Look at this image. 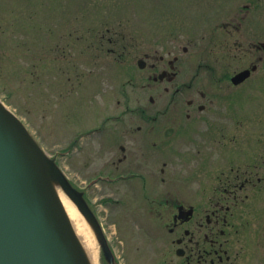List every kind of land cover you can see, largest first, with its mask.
<instances>
[{
  "label": "rangeland",
  "instance_id": "1",
  "mask_svg": "<svg viewBox=\"0 0 264 264\" xmlns=\"http://www.w3.org/2000/svg\"><path fill=\"white\" fill-rule=\"evenodd\" d=\"M258 41L264 43V0H0V101L82 193L100 225L110 263H155L133 228L138 220H132L148 218L149 212L135 202L134 192H118L101 178L105 169L95 156L99 137L88 131L125 105L162 104L167 96L162 84L149 85L147 76L176 56L179 80H193L186 97L217 91L218 121L230 124L233 138L239 133L247 138L248 157L260 160L264 54L253 47ZM161 55L163 62L152 69ZM139 58L145 60L143 69L137 67ZM253 63L257 69L233 89L230 100L226 88L203 81ZM226 111H232L231 120L224 119ZM88 143L93 157L84 155ZM89 227L96 264H107Z\"/></svg>",
  "mask_w": 264,
  "mask_h": 264
},
{
  "label": "flooded vegetation",
  "instance_id": "2",
  "mask_svg": "<svg viewBox=\"0 0 264 264\" xmlns=\"http://www.w3.org/2000/svg\"><path fill=\"white\" fill-rule=\"evenodd\" d=\"M253 47L264 54L261 42ZM176 60L147 76L149 85L162 84V104L125 105L88 131L99 137L101 178L118 192H134L149 212L132 220L154 264H264V152L260 160L248 157L247 138H233L230 124L218 121L217 91L186 97L193 80H179ZM160 62L162 55L151 68ZM233 74L203 81L226 88L230 100L249 78L234 85ZM225 114L231 120L232 111ZM92 148L88 143L84 155L93 157Z\"/></svg>",
  "mask_w": 264,
  "mask_h": 264
},
{
  "label": "water",
  "instance_id": "3",
  "mask_svg": "<svg viewBox=\"0 0 264 264\" xmlns=\"http://www.w3.org/2000/svg\"><path fill=\"white\" fill-rule=\"evenodd\" d=\"M250 71L237 72L231 81L241 82ZM54 185L93 227L111 262L99 225L81 194L0 101V264H89Z\"/></svg>",
  "mask_w": 264,
  "mask_h": 264
},
{
  "label": "bare ground",
  "instance_id": "4",
  "mask_svg": "<svg viewBox=\"0 0 264 264\" xmlns=\"http://www.w3.org/2000/svg\"><path fill=\"white\" fill-rule=\"evenodd\" d=\"M56 193L57 187L54 185ZM60 202L72 229L86 255L89 264H96V241L92 235L87 220L72 206L63 196H60Z\"/></svg>",
  "mask_w": 264,
  "mask_h": 264
}]
</instances>
